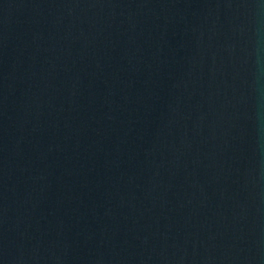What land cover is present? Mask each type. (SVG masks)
Masks as SVG:
<instances>
[{
	"label": "water",
	"instance_id": "1",
	"mask_svg": "<svg viewBox=\"0 0 264 264\" xmlns=\"http://www.w3.org/2000/svg\"><path fill=\"white\" fill-rule=\"evenodd\" d=\"M0 264H264V0H0Z\"/></svg>",
	"mask_w": 264,
	"mask_h": 264
}]
</instances>
